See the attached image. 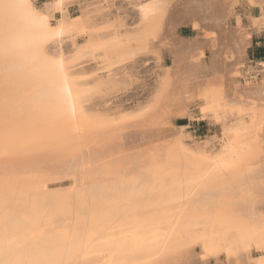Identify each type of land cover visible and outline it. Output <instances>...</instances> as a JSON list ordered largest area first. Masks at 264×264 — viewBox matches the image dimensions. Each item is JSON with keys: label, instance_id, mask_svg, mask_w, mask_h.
<instances>
[{"label": "bare ground", "instance_id": "6f19581e", "mask_svg": "<svg viewBox=\"0 0 264 264\" xmlns=\"http://www.w3.org/2000/svg\"><path fill=\"white\" fill-rule=\"evenodd\" d=\"M123 1L0 0V264H264V0Z\"/></svg>", "mask_w": 264, "mask_h": 264}, {"label": "rangeland", "instance_id": "374dc122", "mask_svg": "<svg viewBox=\"0 0 264 264\" xmlns=\"http://www.w3.org/2000/svg\"><path fill=\"white\" fill-rule=\"evenodd\" d=\"M36 1H37L36 2L37 6H41L45 2V0H36ZM251 1L252 0H243L242 2L244 3H242L241 5H237L235 7L234 9L235 12H233V16L229 21L230 28L233 29L236 28L238 25H240L241 29H243L244 31L247 30L249 32L250 29H253L249 21L251 17H255V18L259 17L260 11L258 6H253L251 4ZM74 5L72 6V9L70 11L71 15L73 16L79 12L80 6H84V7L88 6V9H93L95 8V6H104L108 12V14L107 13L106 14L109 15V17L111 18H121L124 21L126 20L125 23L127 24H131L135 20L134 19L135 14H133L132 11L130 10L131 7L127 4V2L123 0H82V1L80 0L79 4H74ZM177 32L176 33L178 36L184 38H194L197 36V32L194 30L191 22H188L185 25L179 27L177 29ZM249 38L251 39H249L250 40L249 44L245 48V63L244 65L243 64L241 65L242 70L252 67L258 69L260 67L261 62L264 63V31H262L260 34H255V33L250 34ZM205 56L207 59L209 58L210 56L209 50H205ZM166 64L167 65L170 64L169 56H166ZM240 74L243 75L244 71H242ZM140 76L142 80L145 81L148 80L147 77L148 74L145 72V70L140 73ZM178 124L186 125L188 123L187 121L183 120L178 122ZM187 126H188L187 131L190 132V134L194 138H199V137L201 138L208 134L207 133L208 127L206 122H193V124ZM263 217L264 216H262V218ZM262 223H264V221ZM261 225H258L256 227L258 228ZM256 227H254L255 229L252 227L251 230L255 231ZM261 227H259L258 230L261 229L260 231H263ZM169 236L170 234L168 235L167 238H170ZM159 255L160 253L154 255L152 258H157ZM259 257L264 258V256H259Z\"/></svg>", "mask_w": 264, "mask_h": 264}, {"label": "flooded vegetation", "instance_id": "af4514ba", "mask_svg": "<svg viewBox=\"0 0 264 264\" xmlns=\"http://www.w3.org/2000/svg\"><path fill=\"white\" fill-rule=\"evenodd\" d=\"M241 231L240 235L243 236L242 239L248 241L247 245L245 246V252L252 258H256L258 256H264V237L262 236V232H258L255 236H249L247 237L248 232ZM246 233V234H245ZM251 235V234H250ZM196 251H199L198 248H196ZM210 254L208 259L210 261H214V259L222 260L225 257V250L219 249L217 252L208 253Z\"/></svg>", "mask_w": 264, "mask_h": 264}]
</instances>
